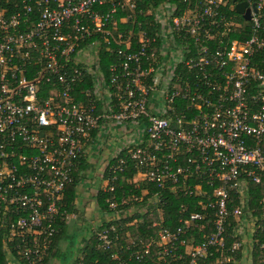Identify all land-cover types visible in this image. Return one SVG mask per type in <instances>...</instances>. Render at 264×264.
Wrapping results in <instances>:
<instances>
[{"label": "built area", "instance_id": "obj_1", "mask_svg": "<svg viewBox=\"0 0 264 264\" xmlns=\"http://www.w3.org/2000/svg\"><path fill=\"white\" fill-rule=\"evenodd\" d=\"M148 15L163 33L158 53L137 19ZM237 16L249 23L239 38ZM262 18L264 0H162L147 11L136 0H0V264L43 261L57 222L69 219L66 186L92 144L103 151L115 139V124L123 139L102 170L99 189L109 195L107 210L97 207V247L108 250L117 237L102 219L159 212L166 189L192 205L180 204L175 228L155 219L154 237L110 262L148 263L153 247L161 264H196L211 248L223 255L231 219L240 238L231 250L264 233V204L261 217L251 206L257 188L264 203ZM129 167L131 194L118 197L117 178Z\"/></svg>", "mask_w": 264, "mask_h": 264}, {"label": "trees", "instance_id": "obj_2", "mask_svg": "<svg viewBox=\"0 0 264 264\" xmlns=\"http://www.w3.org/2000/svg\"><path fill=\"white\" fill-rule=\"evenodd\" d=\"M162 0H136L137 7L141 8L144 11L149 10L150 8L158 7L159 2ZM172 2H177L179 5H182L186 7L187 4L192 3L193 0H188V2H184L182 0H171ZM231 2V0H230ZM191 5V4H190ZM233 14V12H232ZM236 18V17H235ZM234 18V19H235ZM238 20H235L237 25L241 23L242 27L236 28V30L232 33L233 37L239 38L240 36H246V29L249 27V23L245 21L243 17H238ZM144 27H142L144 30H146L147 34L149 36L156 37V46L155 52L158 53V47L160 45V42H162L161 34H163L158 26V24L154 23L153 15H148L146 17L139 16L137 18ZM264 25V18L261 19ZM123 28H130L131 24H124L122 26ZM260 36H264V31L259 32ZM230 36V35H229ZM158 55V54H157ZM108 57L109 59L113 60L114 58L109 57L108 53L105 50L101 51V57L105 58ZM256 60H258L259 66L262 65V61L264 60V52L255 56ZM162 59H166V57ZM105 60V59H104ZM104 68V66H102ZM180 75H183L184 77L188 75L185 69L179 70ZM180 82L179 84H181ZM92 136L94 132H91ZM112 162L115 161V159H111ZM110 161V162H111ZM90 169V170H89ZM92 172V169L90 168L89 162L84 161V156L81 158L80 166L75 171L73 176V181L68 184L65 188L63 197H62V205L61 210L65 211V213L70 212H77L78 206H77V196H76V186L80 185L82 179H85L86 173ZM102 179H105L107 177V170L104 169ZM134 174V169L132 167H129L124 173H119V177L116 181L117 186V196H125L131 194L129 192V186L127 184L128 179L132 177ZM101 179V180H102ZM122 185V188H121ZM153 189V188H151ZM96 191V190H95ZM138 192L136 191V194ZM263 194V190L257 188L256 192L253 194V202L251 203V206L256 207L257 212L254 214L257 217H261L263 215V210L261 206L264 203H259L258 200L261 198ZM108 193L102 192L101 189H97L96 195L92 197L93 203L96 199L98 204H100L101 208L107 210L105 203H103V199L108 196ZM164 200L163 205L160 208V211L154 210L152 213H141L136 212L133 215L126 217L124 219H118V220H111L106 222L104 219H102V227H108L111 225H114L115 233L117 234V237L114 239V244L112 248H109L108 250H102L97 247V240L96 236L94 234V227L93 225H86L89 230L88 233L86 231V236H83L80 234L79 238L75 241L73 240L75 237V234H77V229L74 228L76 226L70 225L69 219L68 220H62L57 222L56 232L54 233V236L52 238V243L49 248V251L46 255V257L43 259V261L40 264H47L51 257L59 258L61 261L60 264H68V260H72V249L71 247H75L79 252L80 255L78 257L74 258L72 260V264H113L110 262V254L113 252L121 253L120 248L124 246L131 245L132 242H137L138 240H141L143 242H147L150 237H154L156 232L162 227L161 225L153 226L152 222L155 219H158L160 216L163 218L164 223L162 225L168 226L169 228H175L178 223L177 219L179 218V206L181 203H188L192 205L191 199H188L186 196H179L177 194L171 193L168 189L164 191ZM95 204V203H94ZM135 220V221H134ZM134 221V222H133ZM235 221L231 219L230 225L227 228V237L225 241V251L223 255H221V251H217L214 248L209 249V253L205 258H199L196 261V264H242V257L244 252L250 253L251 257V264H264V249L260 247L261 243L264 242V233L256 235L254 238H252V242H244L242 243V247L238 250H231V245L234 242L235 239L240 240V238H233L231 236V230L235 226ZM209 224V223H208ZM207 224V225H208ZM212 225H208V228L210 229ZM114 232H112L113 234ZM190 235H194L195 237H199V235L194 231L191 230L189 233ZM75 241V242H73ZM79 241V242H78ZM66 242L68 244L67 249L65 252H61V243ZM189 245L192 244L191 241L188 243ZM153 251V257L147 262H144L143 264H161L162 261L157 260V254L154 253V251H157L155 247L152 248ZM180 251L183 254V259L179 261H187L188 259V253H186L187 249L184 246H180ZM0 257H2V253H0ZM69 257V258H67ZM69 261V262H70Z\"/></svg>", "mask_w": 264, "mask_h": 264}, {"label": "rangeland", "instance_id": "obj_3", "mask_svg": "<svg viewBox=\"0 0 264 264\" xmlns=\"http://www.w3.org/2000/svg\"><path fill=\"white\" fill-rule=\"evenodd\" d=\"M121 128V124H115L113 126V134L111 136L113 141H105L103 151H99L102 147L100 141H96L94 144L91 145V149L94 151L89 152V165L92 169V172L86 173L85 179H82L80 185L76 186V200H77V206L78 211L77 212H70L67 213L69 216V223L70 225H74L77 229V234H75V237L73 240H77L81 235L86 236V231L88 233L89 228L86 225H95L96 223H99L100 216H99V209L97 207L100 206L98 202L95 199V204L93 203L92 197L96 195V191L98 188H100L103 184L101 180L102 176V170L108 163V154L114 149L115 145H118L117 143L123 139V136H120L117 131ZM128 136V135H127ZM90 170V169H89ZM96 190V191H95ZM247 234L241 236L242 239H246ZM80 239V238H79ZM73 241V242H75ZM79 242V241H78ZM68 244L66 242L61 243V252H65L67 249ZM75 247H71L72 256L73 259L78 257L79 252ZM69 258V257H67ZM72 259V260H73ZM248 259V260H247ZM72 260H68V264H72ZM70 261V262H69ZM61 261L59 258H53L51 257L49 262L47 264H60ZM245 264H251V258L248 255V257L245 260Z\"/></svg>", "mask_w": 264, "mask_h": 264}, {"label": "water", "instance_id": "obj_4", "mask_svg": "<svg viewBox=\"0 0 264 264\" xmlns=\"http://www.w3.org/2000/svg\"><path fill=\"white\" fill-rule=\"evenodd\" d=\"M247 6V4L245 2L243 3H237L236 6H235V10L238 12V13H243L244 10H245V7ZM245 18H249V13L248 11H246L245 13Z\"/></svg>", "mask_w": 264, "mask_h": 264}, {"label": "crops", "instance_id": "obj_5", "mask_svg": "<svg viewBox=\"0 0 264 264\" xmlns=\"http://www.w3.org/2000/svg\"><path fill=\"white\" fill-rule=\"evenodd\" d=\"M248 255L250 256V253H243V257H242V264H245V260L248 257ZM251 258V257H250ZM248 260V259H247Z\"/></svg>", "mask_w": 264, "mask_h": 264}]
</instances>
